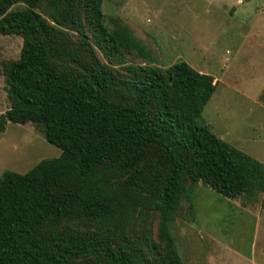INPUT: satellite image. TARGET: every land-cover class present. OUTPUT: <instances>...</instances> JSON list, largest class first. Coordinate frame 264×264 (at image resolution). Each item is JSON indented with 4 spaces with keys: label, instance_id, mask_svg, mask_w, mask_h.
<instances>
[{
    "label": "trees",
    "instance_id": "obj_1",
    "mask_svg": "<svg viewBox=\"0 0 264 264\" xmlns=\"http://www.w3.org/2000/svg\"><path fill=\"white\" fill-rule=\"evenodd\" d=\"M75 1L0 0V36L21 40L0 72L9 104L0 132L30 123L60 151L23 174L0 173V264H182L168 225L186 186L234 199L264 180V167L199 122L211 76L181 61L159 70L126 24L105 25L101 0H84L102 57L131 76L108 68ZM42 7L55 26L34 11ZM57 27L80 36L81 54ZM125 56L140 65L124 66ZM142 211L156 216L155 236L141 224L132 241L126 218Z\"/></svg>",
    "mask_w": 264,
    "mask_h": 264
},
{
    "label": "rangeland",
    "instance_id": "obj_2",
    "mask_svg": "<svg viewBox=\"0 0 264 264\" xmlns=\"http://www.w3.org/2000/svg\"><path fill=\"white\" fill-rule=\"evenodd\" d=\"M75 2L89 48L103 65L130 77L123 65L106 63L90 29L86 2ZM20 9L22 5L11 8ZM100 10L106 26L116 19L130 28L155 56L159 70L181 61L210 75L215 89L199 122L264 167V0H101ZM34 11L55 26L48 7ZM57 30L81 54L80 36L73 29ZM20 46L18 37L0 36V72L17 59ZM125 59L124 66L140 65L137 58ZM4 86L0 75V114L9 107ZM59 153L44 140L39 126L6 123L0 132V173L23 174ZM180 207L168 229L182 264H248L250 256L264 264V180L234 199L220 197L198 182L188 184ZM126 219L132 241L141 224L155 236L156 216L142 211Z\"/></svg>",
    "mask_w": 264,
    "mask_h": 264
},
{
    "label": "crops",
    "instance_id": "obj_3",
    "mask_svg": "<svg viewBox=\"0 0 264 264\" xmlns=\"http://www.w3.org/2000/svg\"><path fill=\"white\" fill-rule=\"evenodd\" d=\"M209 76H210V75H209ZM261 252H262V251H261ZM261 252H260V253H261ZM261 257H262V259L264 258V256H262V255H261ZM252 258H253L252 256L249 257V259H251V260L248 262V264H259V263L261 262V261H260V260H261L260 257L258 258V262H256V260L254 261V258H253V259H252Z\"/></svg>",
    "mask_w": 264,
    "mask_h": 264
}]
</instances>
